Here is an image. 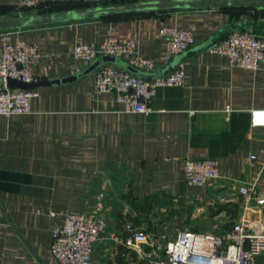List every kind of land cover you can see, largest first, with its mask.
Masks as SVG:
<instances>
[{
  "label": "crops",
  "instance_id": "1",
  "mask_svg": "<svg viewBox=\"0 0 264 264\" xmlns=\"http://www.w3.org/2000/svg\"><path fill=\"white\" fill-rule=\"evenodd\" d=\"M33 1L22 12L67 0ZM18 2L0 0V16L14 14ZM233 14L177 10L0 31V51L7 35L36 44L40 57L30 67L32 77L54 79L87 65L74 57V45L126 37L157 69L170 58L160 28L188 29L196 43ZM257 14L246 9L237 18ZM175 67L184 72L182 83L157 88L148 114L124 111L116 91L98 92L90 74L37 88L27 113L0 115V264H58L50 246L53 229L69 212L91 211L100 191L106 225L94 244L93 264L144 262L148 245L123 244L127 222L161 241L185 229L213 233L212 223L226 230L241 215L240 184L264 191V126H252L249 113L264 108V62L233 65L209 47ZM188 157L215 158L219 176L187 183Z\"/></svg>",
  "mask_w": 264,
  "mask_h": 264
},
{
  "label": "built area",
  "instance_id": "2",
  "mask_svg": "<svg viewBox=\"0 0 264 264\" xmlns=\"http://www.w3.org/2000/svg\"><path fill=\"white\" fill-rule=\"evenodd\" d=\"M67 1L101 3L103 0ZM33 5V0H19L15 9L22 12ZM159 32L166 39L169 57L194 42L190 30L182 27L165 25ZM210 49L226 55L231 64L241 67L256 68L264 62V36L251 32L232 31ZM105 54L123 57L139 68H152L151 60L136 51L131 38L108 36L95 45L78 43L73 47L74 57L86 63ZM39 57L36 44L12 40L8 35L4 37L0 51V78L4 83L0 89V115L29 112L30 100L39 90L9 89L5 84L8 77L35 80L30 67ZM183 77L180 67L160 77L146 78L109 63L101 65L94 73L98 92L116 91L124 111L144 114L152 111L151 101L157 88L179 85ZM225 109L229 111L228 107ZM249 113L252 126H264V108H252ZM262 152L264 154V148ZM250 157L254 159L255 155ZM183 173L187 183L202 185L219 176L218 162L213 157H188ZM238 193L244 200L243 211L226 230H220L221 226L214 222L212 226L216 231L213 233L185 229L175 239L161 241L127 222L123 244L150 247L142 264H264V191L257 190L253 184L242 183ZM105 198L103 191L98 192L91 211L69 212L62 225L53 229L50 246L58 264H93L94 244L106 225L101 214Z\"/></svg>",
  "mask_w": 264,
  "mask_h": 264
},
{
  "label": "water",
  "instance_id": "3",
  "mask_svg": "<svg viewBox=\"0 0 264 264\" xmlns=\"http://www.w3.org/2000/svg\"><path fill=\"white\" fill-rule=\"evenodd\" d=\"M245 8L258 11L255 19L231 20L200 42L192 43L187 48L170 56L168 62L161 68H139L128 62L125 58L116 55H100L81 70L74 74L54 79H38L23 81L8 77L5 87L9 89H33L42 86L74 81L79 77L94 74L103 64H114L131 74L156 78L168 73L181 60L202 49H207L232 31H245L264 36V0H125L116 2L94 3L52 10L34 12H18L0 16V31L22 29L36 26L84 21L129 14H150L177 10H203V9H231ZM4 83L0 78V89Z\"/></svg>",
  "mask_w": 264,
  "mask_h": 264
},
{
  "label": "trees",
  "instance_id": "4",
  "mask_svg": "<svg viewBox=\"0 0 264 264\" xmlns=\"http://www.w3.org/2000/svg\"><path fill=\"white\" fill-rule=\"evenodd\" d=\"M116 1H125V0H103L101 3L104 2H116ZM89 4H94L93 2H73V1H66L63 4L59 5H51L48 7L43 8V10H52V9H60V8H67V7H74V6H82V5H89ZM28 8H25L24 10H27ZM225 11H229L234 13L232 17L237 18V12L246 10L245 8H231V9H221ZM16 11V9H15ZM15 13H18L17 11ZM14 13V14H15ZM162 13V12H160ZM151 14H156V13H150V14H140V15H151ZM135 14H129V15H118V16H112V17H104V18H99L101 20H108V19H118V18H124L128 16H133Z\"/></svg>",
  "mask_w": 264,
  "mask_h": 264
},
{
  "label": "rangeland",
  "instance_id": "5",
  "mask_svg": "<svg viewBox=\"0 0 264 264\" xmlns=\"http://www.w3.org/2000/svg\"><path fill=\"white\" fill-rule=\"evenodd\" d=\"M24 13V12H23ZM30 111V110H29Z\"/></svg>",
  "mask_w": 264,
  "mask_h": 264
}]
</instances>
